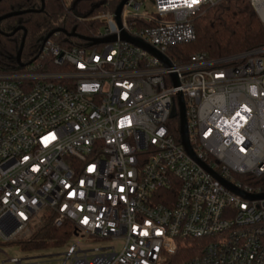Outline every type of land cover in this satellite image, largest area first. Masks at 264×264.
<instances>
[{
  "label": "built area",
  "instance_id": "1",
  "mask_svg": "<svg viewBox=\"0 0 264 264\" xmlns=\"http://www.w3.org/2000/svg\"><path fill=\"white\" fill-rule=\"evenodd\" d=\"M220 1L127 0L119 24L114 10L97 16L93 38L114 41L47 40L42 55L57 67L0 73V244L49 210L74 234L122 243L88 250L69 240L62 264H264V198L230 190L168 129L181 93L196 159L243 193H264V181L235 178L264 177V44L186 64L166 54L193 40L195 18ZM248 2L264 24V0Z\"/></svg>",
  "mask_w": 264,
  "mask_h": 264
},
{
  "label": "trees",
  "instance_id": "2",
  "mask_svg": "<svg viewBox=\"0 0 264 264\" xmlns=\"http://www.w3.org/2000/svg\"><path fill=\"white\" fill-rule=\"evenodd\" d=\"M120 1L0 0V16L12 11L31 10L0 21V73L21 71L36 62L57 67L52 65L48 56L42 55L45 35L54 29L66 32L74 29L79 36L93 38L103 26L97 17L99 13L114 10ZM16 27L21 28L13 35H6ZM194 29L193 40L174 44L166 50L171 61L186 64L196 53H204L210 59H221L264 44V24L258 19L248 0H222L207 6L204 13L195 18ZM24 31L20 62L25 65L19 66L16 54ZM48 40L64 48L87 45L84 40L62 32L52 34ZM168 129L178 141V116L170 118ZM235 178L253 184L264 181V177L250 174L235 175ZM55 218L54 212L43 211L31 226L28 235L12 243H17L23 250L66 245L75 233V228L67 220L56 225ZM191 253L184 252V257Z\"/></svg>",
  "mask_w": 264,
  "mask_h": 264
},
{
  "label": "water",
  "instance_id": "3",
  "mask_svg": "<svg viewBox=\"0 0 264 264\" xmlns=\"http://www.w3.org/2000/svg\"><path fill=\"white\" fill-rule=\"evenodd\" d=\"M126 2H127V0H121L119 2V4L116 6V8L114 9L115 19H116V21H117L118 24H119V16H120L121 9H122L123 5ZM29 11H31V10L28 9V10H24V11H12V12L6 13V14L0 16V21L3 20V19H5V18L11 17V16L20 15L22 13L29 12ZM20 28L21 27H16L10 33H8L6 35L7 36L13 35ZM59 32L65 33L68 36L78 37V38H80V39H82L84 41H88L89 44H92V45L93 44H98V43H104V42H111V41H114L115 40V36L114 35H111V36H108V37H105V38H88V37H82V36L77 35L75 33L74 29L71 32H66L63 29H54V30L50 31L49 33H47L45 35V37L43 39L42 47H43L44 43L49 39V37L52 34L59 33ZM24 36H25V31H24V34H23V36L21 38L20 46H19V49H18L17 54H16V61H17V63H18L19 66H24L25 65V64H22L20 62V55H21V50H22V46H23V42H24ZM120 36H121V39L126 40V41H129V42H131V43H133V44H135V45H137V46H139V47L147 50L151 54L157 56L164 63L165 66L168 67V66L171 65L170 60L165 55L159 53L153 47H151L148 44L144 43L140 39L132 38V37L126 35L124 32L121 33ZM172 77H173L174 85L177 86L178 85V80H177L176 76L175 75H172ZM177 104H178V111H175V109H173L171 111L170 117L178 116V118H179L180 142H181L182 146L184 147L185 151L194 160H196L202 166H204L209 172H211L213 174V176H215L217 179H219L226 187H228L233 192H235V193L243 196L244 198H264V193L257 194V195H248V194L243 193L242 191L236 189L231 183L226 182L225 180L219 178L211 169H209L201 161H199L198 159H196V157H195V155H194V153L192 151V148L190 146V143L188 141L187 126H186V117H185V110H184V101H183V97H182V94L181 93H178V95H177Z\"/></svg>",
  "mask_w": 264,
  "mask_h": 264
},
{
  "label": "rangeland",
  "instance_id": "4",
  "mask_svg": "<svg viewBox=\"0 0 264 264\" xmlns=\"http://www.w3.org/2000/svg\"><path fill=\"white\" fill-rule=\"evenodd\" d=\"M26 234L25 236H27ZM23 236V237H25ZM70 243L76 241V244L82 249H99L103 247L113 246L115 249H120L122 243L120 240L113 239H93L85 233L79 231L73 234ZM66 245L60 247H47L33 250H23L17 243L0 244V264L7 257H15L20 259V264H62V253L66 249ZM10 264V263H6Z\"/></svg>",
  "mask_w": 264,
  "mask_h": 264
},
{
  "label": "snow or ice",
  "instance_id": "5",
  "mask_svg": "<svg viewBox=\"0 0 264 264\" xmlns=\"http://www.w3.org/2000/svg\"><path fill=\"white\" fill-rule=\"evenodd\" d=\"M193 2H195V0H193Z\"/></svg>",
  "mask_w": 264,
  "mask_h": 264
}]
</instances>
